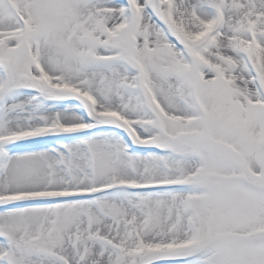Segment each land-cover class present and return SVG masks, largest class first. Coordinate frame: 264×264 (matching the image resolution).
<instances>
[{
    "label": "snow or ice",
    "instance_id": "1",
    "mask_svg": "<svg viewBox=\"0 0 264 264\" xmlns=\"http://www.w3.org/2000/svg\"><path fill=\"white\" fill-rule=\"evenodd\" d=\"M0 264H264V0H0Z\"/></svg>",
    "mask_w": 264,
    "mask_h": 264
}]
</instances>
